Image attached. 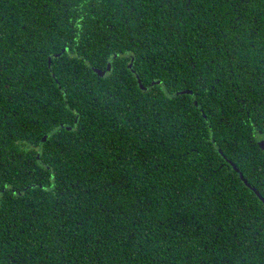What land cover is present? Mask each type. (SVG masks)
Segmentation results:
<instances>
[{"label":"trees","instance_id":"obj_1","mask_svg":"<svg viewBox=\"0 0 264 264\" xmlns=\"http://www.w3.org/2000/svg\"><path fill=\"white\" fill-rule=\"evenodd\" d=\"M260 139L264 0H0V264H264Z\"/></svg>","mask_w":264,"mask_h":264},{"label":"water","instance_id":"obj_2","mask_svg":"<svg viewBox=\"0 0 264 264\" xmlns=\"http://www.w3.org/2000/svg\"><path fill=\"white\" fill-rule=\"evenodd\" d=\"M64 50H65V49H63L62 51H60V52L54 54L53 56H55V57L60 56L61 53H62ZM114 56H115V55H114ZM50 57H51V56H49V58H48V64L50 63ZM132 60H133V59L131 58V62L128 63V68H129L132 72H135V71L133 70V68H132ZM110 69H111V64H110V62L107 63V67H106L105 70H100V69H98V68H93V70L96 72V74H97L98 76H103L106 72L110 71ZM136 80H137L138 86H139L141 89H145V87L141 84V80H140V78H139V76H138L137 74H136ZM159 82H160L159 80H155V81L151 82L150 85H153L154 83H159ZM183 93L192 94L191 90H188V89H184V90H180V91L175 92V94H183ZM194 103L197 104L196 100H194ZM64 127H65L66 129H70L69 126H64ZM46 138H47V135L42 136V138H41V142L45 141ZM258 144L260 145V147H263V148H264V140H263V139H260V140L258 141ZM36 158H39V151H38L37 154H36ZM224 159H225V160L231 165L232 169L235 170V171L238 173V175H239L240 179L242 180V182H243L245 185H247L248 187H250L251 189H253V190L255 191V194L258 196V198L264 203V198L259 194V192H257V191L254 189V187H252V186L246 181V179L243 177L241 171L237 168V166H236V165H235L230 159H227L226 157H224Z\"/></svg>","mask_w":264,"mask_h":264}]
</instances>
